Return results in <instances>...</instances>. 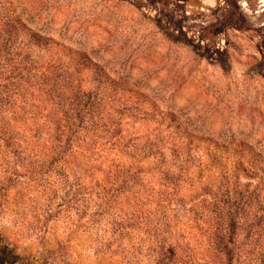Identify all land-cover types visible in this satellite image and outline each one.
<instances>
[{"label":"rangeland","instance_id":"1","mask_svg":"<svg viewBox=\"0 0 264 264\" xmlns=\"http://www.w3.org/2000/svg\"><path fill=\"white\" fill-rule=\"evenodd\" d=\"M0 264H264V0H0Z\"/></svg>","mask_w":264,"mask_h":264}]
</instances>
